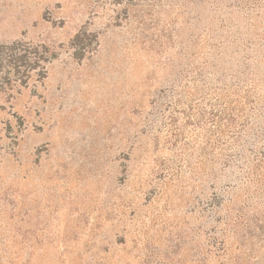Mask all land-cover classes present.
Here are the masks:
<instances>
[{"label": "rangeland", "instance_id": "374dc122", "mask_svg": "<svg viewBox=\"0 0 264 264\" xmlns=\"http://www.w3.org/2000/svg\"><path fill=\"white\" fill-rule=\"evenodd\" d=\"M0 264H264V0H0Z\"/></svg>", "mask_w": 264, "mask_h": 264}]
</instances>
